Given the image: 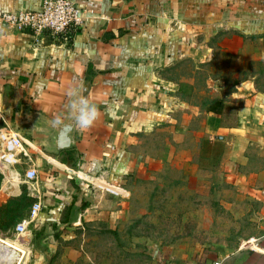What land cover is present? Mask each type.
Returning a JSON list of instances; mask_svg holds the SVG:
<instances>
[{
	"label": "crops",
	"instance_id": "0c3cea01",
	"mask_svg": "<svg viewBox=\"0 0 264 264\" xmlns=\"http://www.w3.org/2000/svg\"><path fill=\"white\" fill-rule=\"evenodd\" d=\"M72 1L86 21L42 43L0 18V118L36 149L40 208L25 215L33 264H48L38 243L69 241L114 200L123 210L134 179L165 168L187 173L191 187L234 178L264 199V0ZM40 3L0 0V14ZM81 84L99 117L74 124L70 147L56 151L48 121L66 120L67 92ZM5 183L0 204L22 192ZM118 189L126 194L107 195ZM64 245L62 260L73 253ZM214 246L194 244L177 262L168 245L169 262L155 264H264V232L254 248Z\"/></svg>",
	"mask_w": 264,
	"mask_h": 264
},
{
	"label": "rangeland",
	"instance_id": "374dc122",
	"mask_svg": "<svg viewBox=\"0 0 264 264\" xmlns=\"http://www.w3.org/2000/svg\"><path fill=\"white\" fill-rule=\"evenodd\" d=\"M6 124L0 118V128ZM35 150L17 145L11 151L14 161H0V181L4 178V186L9 185L5 191H10L13 184L22 185L19 196L8 193L6 201L0 204V236L4 238H0V264H33L36 258L28 238V225L23 231L15 229L17 223L27 218L25 215H29L35 200L34 179L24 176L34 165L30 153ZM241 184L234 178H218L215 174L191 187L187 173L165 168L148 178L134 179L128 190L131 203L124 204L123 210L119 200H114L107 213L102 211L76 226L69 241L44 240L38 247L47 250L48 264H155L158 260L166 263L170 255L168 245L178 249L177 262L193 254L189 248L194 244L254 248L257 237L264 232V199H255L254 192L249 193ZM88 188L93 191L91 184ZM111 192L107 195L126 194L120 189ZM104 195L101 193V198ZM206 230L209 235H203ZM64 244L73 246V253L62 260Z\"/></svg>",
	"mask_w": 264,
	"mask_h": 264
},
{
	"label": "built area",
	"instance_id": "2783aa9c",
	"mask_svg": "<svg viewBox=\"0 0 264 264\" xmlns=\"http://www.w3.org/2000/svg\"><path fill=\"white\" fill-rule=\"evenodd\" d=\"M1 20L8 29L16 32L30 33L35 42L42 43L45 35H64L72 29L80 26L86 21V16L82 15L72 0H41L36 9H24L16 12L4 11L0 14ZM12 134L13 137L9 134ZM0 161H14L12 149L20 145L27 149L18 133L8 125L0 128ZM30 160V159H29ZM24 176L36 181V170L34 165L27 169ZM36 192V191H35ZM40 208L39 197L35 193V200L29 210V217L36 215ZM27 220L17 223L15 229L23 231ZM207 264H219L213 261Z\"/></svg>",
	"mask_w": 264,
	"mask_h": 264
},
{
	"label": "clouds",
	"instance_id": "9594fccd",
	"mask_svg": "<svg viewBox=\"0 0 264 264\" xmlns=\"http://www.w3.org/2000/svg\"><path fill=\"white\" fill-rule=\"evenodd\" d=\"M83 85L68 90L67 119L80 129L90 128L99 117V109L82 95ZM65 117L57 116L50 123L53 127L63 126Z\"/></svg>",
	"mask_w": 264,
	"mask_h": 264
},
{
	"label": "water",
	"instance_id": "95a60500",
	"mask_svg": "<svg viewBox=\"0 0 264 264\" xmlns=\"http://www.w3.org/2000/svg\"><path fill=\"white\" fill-rule=\"evenodd\" d=\"M82 95L84 94L82 93ZM50 122L51 121H48L47 127L50 128L53 132L54 149L56 151H59L69 148L71 145L70 132L72 130L74 122L66 118V120H64L63 126L59 127H53Z\"/></svg>",
	"mask_w": 264,
	"mask_h": 264
},
{
	"label": "bare ground",
	"instance_id": "6f19581e",
	"mask_svg": "<svg viewBox=\"0 0 264 264\" xmlns=\"http://www.w3.org/2000/svg\"><path fill=\"white\" fill-rule=\"evenodd\" d=\"M0 238H3L2 236H0ZM4 239V238H3ZM0 249H2V247H0ZM0 252H1V250H0ZM9 252H12V251H9ZM0 256H1V254H0Z\"/></svg>",
	"mask_w": 264,
	"mask_h": 264
},
{
	"label": "trees",
	"instance_id": "16d2710c",
	"mask_svg": "<svg viewBox=\"0 0 264 264\" xmlns=\"http://www.w3.org/2000/svg\"><path fill=\"white\" fill-rule=\"evenodd\" d=\"M14 130H16V129H14ZM17 131V130H16Z\"/></svg>",
	"mask_w": 264,
	"mask_h": 264
}]
</instances>
